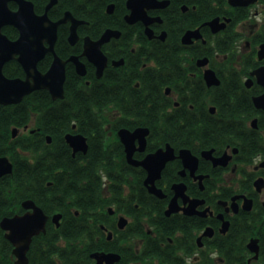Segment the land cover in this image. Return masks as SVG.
<instances>
[{"label":"flooded vegetation","instance_id":"flooded-vegetation-1","mask_svg":"<svg viewBox=\"0 0 264 264\" xmlns=\"http://www.w3.org/2000/svg\"><path fill=\"white\" fill-rule=\"evenodd\" d=\"M60 1L48 10L51 20L70 11L83 22L74 39L72 22L61 23L54 50L37 67L46 73L56 56L65 61L64 96L41 88L19 102L0 101V157L14 171L16 151L43 162L46 149L78 160L101 151L114 176L101 170L106 203L86 217L91 264H223L220 242L253 210L264 211V188L255 185L264 178V109L255 102L264 94V0H135L132 7L129 0H63L71 8L54 17ZM49 2L41 11L35 5L36 12L43 14ZM9 6L19 7L14 0ZM107 29L113 32L100 41ZM2 33L10 40L20 35L12 24ZM3 74L28 77L17 56L4 63ZM36 91L47 92L38 99H51V123L43 103L23 118V101ZM77 102L85 108L81 117H75ZM49 125L54 135L44 129ZM35 135L36 150L29 149ZM159 151L168 157L164 164L152 158ZM146 161L156 164V173ZM55 178L38 180L51 186ZM26 200L48 215L46 233L49 221L60 227L63 213L50 215L31 197L21 200L19 214L33 210ZM55 214L62 215L59 222ZM260 221L246 241L247 264L259 260L250 240L258 239L259 255L264 246Z\"/></svg>","mask_w":264,"mask_h":264},{"label":"trees","instance_id":"trees-1","mask_svg":"<svg viewBox=\"0 0 264 264\" xmlns=\"http://www.w3.org/2000/svg\"><path fill=\"white\" fill-rule=\"evenodd\" d=\"M47 1L34 0L37 11H41ZM63 8H71V4L62 0L54 11L60 12ZM62 13L63 11L53 16L59 17ZM59 30L63 33L67 31V26L63 25ZM6 32L11 37L17 35L16 28L12 26H8ZM40 94H47V92L36 91L25 98L23 118L25 120L30 118L31 113L38 111L40 103H43L46 108L45 117L48 123H51L56 112L49 107L50 98L36 97ZM60 110L64 111L67 108H60ZM74 110L75 117H81L85 108L82 103L77 102ZM50 126L44 129L54 135ZM38 139L39 137L35 135L32 142L28 141V148L36 150ZM257 145L258 143L253 144L254 149ZM45 155L43 162L36 154L31 161L28 157L22 156L19 151L13 153L14 171L5 179H0V220L6 215L21 212V200L29 197L41 204L50 215L60 211L63 213L60 227L57 228L49 221L47 233L34 237L28 254L29 264H91L89 252L92 249L85 241L89 232L86 227V217L90 208L102 207L106 203L99 192L102 184L101 170L106 171L110 176L114 175L108 171L109 167L102 164L105 157L98 149H91L81 160L56 157L50 149H46ZM41 174L48 177L55 176L53 185L48 186L45 181H39L38 177ZM73 209L79 210V215ZM263 217L264 211L258 207L250 213L245 223L242 222V226L237 222L239 226L236 225L231 229L227 239L220 242V254L225 259L223 264H247L246 241L250 235L253 236L259 232L256 224H261L260 220ZM12 249V243L5 237V232L0 227V264H16ZM257 263L264 264V246Z\"/></svg>","mask_w":264,"mask_h":264},{"label":"water","instance_id":"water-1","mask_svg":"<svg viewBox=\"0 0 264 264\" xmlns=\"http://www.w3.org/2000/svg\"><path fill=\"white\" fill-rule=\"evenodd\" d=\"M11 0H0V101L3 103L19 102L25 95L34 90L47 88L53 97L64 96L65 81V61L56 56L52 66L46 73L38 70L37 64L44 57L47 51L54 50V41L57 37L58 27L61 23L72 22L71 39L76 38L77 28L83 21L74 17L70 11H66L64 16L57 21L50 19L48 10L57 0H50L46 11L39 15L35 10V4L31 0H14L18 3L17 10L9 6ZM135 0H129V5ZM6 24L16 26L20 35L16 40H10L7 35L2 33V27ZM113 31L107 29L100 41L107 40ZM50 42V46H45V41ZM17 56V59L23 64L27 71L26 79H7L3 74L4 63ZM257 106L264 109V94L255 98ZM72 139V138H69ZM169 150V149H168ZM163 152L155 153L152 158L162 159L165 163L168 157L162 156ZM169 154V153H168ZM165 154V156H169ZM146 161L144 162L147 165ZM155 163H149L147 168L156 173ZM13 171L12 163L5 157H0V175ZM150 173V174H151ZM150 177V176H149ZM149 179V178H148ZM148 183V180L146 181ZM151 191L157 192L153 178L149 180ZM258 190L264 188V178H258L255 181ZM175 200L172 201V203ZM27 208H32L24 214H15L2 218L0 225L6 231L5 236L13 244V254L16 257L17 264H28V250L31 246L33 237L41 232H46V223L48 215L44 210L36 205L32 200L23 202ZM61 214H55L53 220L59 222ZM224 226L226 227V224ZM248 248L255 252L254 257L259 256L258 239L252 238L248 243ZM95 257L101 258L100 254L95 253Z\"/></svg>","mask_w":264,"mask_h":264}]
</instances>
